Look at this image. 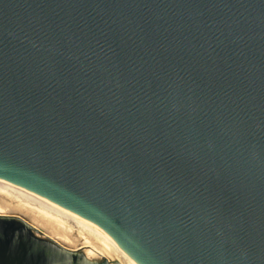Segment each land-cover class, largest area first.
I'll list each match as a JSON object with an SVG mask.
<instances>
[{"label":"water","instance_id":"water-1","mask_svg":"<svg viewBox=\"0 0 264 264\" xmlns=\"http://www.w3.org/2000/svg\"><path fill=\"white\" fill-rule=\"evenodd\" d=\"M0 183L131 264H264V0H0ZM35 233L0 264H108Z\"/></svg>","mask_w":264,"mask_h":264},{"label":"bare ground","instance_id":"bare-ground-1","mask_svg":"<svg viewBox=\"0 0 264 264\" xmlns=\"http://www.w3.org/2000/svg\"><path fill=\"white\" fill-rule=\"evenodd\" d=\"M17 215L25 219L39 238H49L71 249L81 250L92 262L103 259L108 264H131L97 230L81 220L32 196L0 183V215ZM10 255L7 263L10 261ZM13 260V259H12ZM17 264L16 259L13 263Z\"/></svg>","mask_w":264,"mask_h":264}]
</instances>
